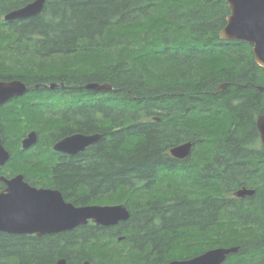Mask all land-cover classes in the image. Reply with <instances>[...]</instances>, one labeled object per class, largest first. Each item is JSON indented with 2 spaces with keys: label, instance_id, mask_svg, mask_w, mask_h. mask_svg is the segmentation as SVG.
I'll list each match as a JSON object with an SVG mask.
<instances>
[{
  "label": "trees",
  "instance_id": "trees-1",
  "mask_svg": "<svg viewBox=\"0 0 264 264\" xmlns=\"http://www.w3.org/2000/svg\"><path fill=\"white\" fill-rule=\"evenodd\" d=\"M29 1L0 0V80L28 87L0 104L11 153L0 174L76 205L123 203L130 216L47 238L0 231V264H161L229 245L239 250L222 264H264V68L250 44L220 37L227 2L45 0L37 15L4 19ZM73 132L101 137L76 155L53 150ZM185 141L191 154L173 157ZM241 186L255 191L237 197Z\"/></svg>",
  "mask_w": 264,
  "mask_h": 264
},
{
  "label": "water",
  "instance_id": "water-1",
  "mask_svg": "<svg viewBox=\"0 0 264 264\" xmlns=\"http://www.w3.org/2000/svg\"><path fill=\"white\" fill-rule=\"evenodd\" d=\"M230 9L226 24L220 30L224 40L244 41L251 45L255 62L264 68V0H225ZM45 0H31L4 15L5 20H14L37 15ZM50 87H54L51 84ZM85 88L92 90L110 89L108 84L89 82ZM28 90L20 79L0 80V104L20 96ZM256 127L261 146L264 149V113L256 117ZM101 137L100 133L85 134L74 132L55 141L53 150L70 155L83 151ZM38 140L37 132L28 131L21 140V147L28 149ZM194 143L185 141L170 148V154L177 159H185L191 154ZM10 151L3 145L0 135V166L10 159ZM4 188L0 190V231L10 234L59 233L84 225L89 221L96 225L111 226L129 218L128 208L116 204L76 205L66 200L61 191L53 187H37L30 184L21 172L0 175ZM254 189L246 186L238 188L237 197L252 195ZM239 245L217 246L197 255L183 259H172L161 264H222L230 254L236 253ZM55 264H67L59 258ZM83 264H91L84 260ZM146 264V263H140Z\"/></svg>",
  "mask_w": 264,
  "mask_h": 264
},
{
  "label": "flooded vegetation",
  "instance_id": "flooded-vegetation-1",
  "mask_svg": "<svg viewBox=\"0 0 264 264\" xmlns=\"http://www.w3.org/2000/svg\"><path fill=\"white\" fill-rule=\"evenodd\" d=\"M74 133V132H73ZM72 134V133H71ZM38 135V134H37ZM259 142H260V139H259ZM261 144V143H260ZM53 145V144H52ZM59 153H62V152H59ZM170 153V152H169ZM65 155H70V154H66V153H63ZM76 155V154H75ZM4 166V165H3ZM3 166H0V167H3ZM0 175H4V174H0ZM13 175V174H12ZM10 176V175H9ZM35 186V185H34ZM37 187H40V186H37ZM243 187V186H241ZM4 188V183L0 181V190H2ZM78 227V226H77ZM76 228V227H75ZM74 229V228H73ZM29 235H32V236H44L45 238H47L49 235H51V233H45V234H41V235H37L35 233L33 234H29ZM63 258V257H61ZM59 259V258H58ZM57 259V260H58ZM56 262V261H55ZM55 264V263H54Z\"/></svg>",
  "mask_w": 264,
  "mask_h": 264
},
{
  "label": "rangeland",
  "instance_id": "rangeland-1",
  "mask_svg": "<svg viewBox=\"0 0 264 264\" xmlns=\"http://www.w3.org/2000/svg\"><path fill=\"white\" fill-rule=\"evenodd\" d=\"M32 147V146H31ZM30 147V148H31ZM33 150H36V149H33ZM30 155V154H29ZM25 156L23 155V158H24ZM30 160H31V158H30ZM17 163V166H20V167H22V162H21V160L20 159H18V161L16 162Z\"/></svg>",
  "mask_w": 264,
  "mask_h": 264
},
{
  "label": "bare ground",
  "instance_id": "bare-ground-1",
  "mask_svg": "<svg viewBox=\"0 0 264 264\" xmlns=\"http://www.w3.org/2000/svg\"><path fill=\"white\" fill-rule=\"evenodd\" d=\"M35 145V144H34ZM121 204H123V203H121Z\"/></svg>",
  "mask_w": 264,
  "mask_h": 264
}]
</instances>
